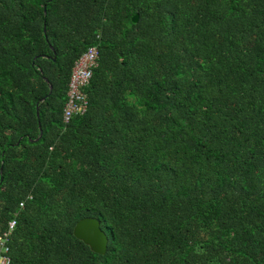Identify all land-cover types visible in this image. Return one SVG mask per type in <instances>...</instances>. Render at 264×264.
I'll list each match as a JSON object with an SVG mask.
<instances>
[{
	"label": "trees",
	"instance_id": "1",
	"mask_svg": "<svg viewBox=\"0 0 264 264\" xmlns=\"http://www.w3.org/2000/svg\"><path fill=\"white\" fill-rule=\"evenodd\" d=\"M83 217L104 254L73 236ZM10 219L9 264H264V0H0Z\"/></svg>",
	"mask_w": 264,
	"mask_h": 264
},
{
	"label": "built area",
	"instance_id": "2",
	"mask_svg": "<svg viewBox=\"0 0 264 264\" xmlns=\"http://www.w3.org/2000/svg\"><path fill=\"white\" fill-rule=\"evenodd\" d=\"M97 49L94 45L88 46L73 62L67 84L65 100L61 109L63 123L85 111L86 99L81 88L88 83L92 68L95 66ZM21 206V204H20ZM15 226L14 219L7 221L5 228L0 232V264H9L7 242Z\"/></svg>",
	"mask_w": 264,
	"mask_h": 264
},
{
	"label": "water",
	"instance_id": "3",
	"mask_svg": "<svg viewBox=\"0 0 264 264\" xmlns=\"http://www.w3.org/2000/svg\"><path fill=\"white\" fill-rule=\"evenodd\" d=\"M137 14L131 17L132 22H136ZM50 86H48V92ZM38 116L37 111L35 112ZM73 236L82 241L89 249L99 255H102L106 251L107 238L104 232L99 227V222L94 217H83L76 221L72 228Z\"/></svg>",
	"mask_w": 264,
	"mask_h": 264
}]
</instances>
